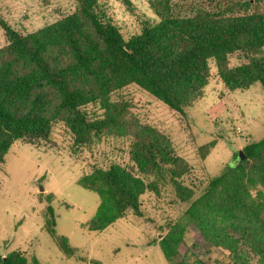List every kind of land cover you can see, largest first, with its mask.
I'll use <instances>...</instances> for the list:
<instances>
[{"label": "trees", "instance_id": "16d2710c", "mask_svg": "<svg viewBox=\"0 0 264 264\" xmlns=\"http://www.w3.org/2000/svg\"><path fill=\"white\" fill-rule=\"evenodd\" d=\"M73 1V13L31 33L21 34L0 21L5 37L0 48V166L13 142L47 141L60 123L73 147L90 145L104 135L131 137L130 154L138 173L170 176L180 200H191L193 193L177 181L184 171L180 159L154 129L129 117L125 106L110 97L135 85L184 115L208 83L210 60L229 91L256 83L264 90V58L254 56L264 48V11H249V0H243L219 9L193 3L179 10L185 11L181 14L172 0H147L158 21H144L139 32L124 38L97 0ZM235 53L248 61L229 66ZM89 104L99 105L101 118L88 117ZM242 153V159L236 155L235 164L207 181L183 217L198 230L203 247L228 252L233 264H249V251L264 264V137L247 143ZM77 183L99 196L89 224L93 231L105 229L128 211L139 215V196L154 187L116 165L93 167ZM46 210L44 228L53 236L52 207ZM183 232L178 223L160 239L167 264H188L190 253L178 252ZM56 243L64 255L73 254L65 237ZM2 257L0 264H41L16 250Z\"/></svg>", "mask_w": 264, "mask_h": 264}, {"label": "rangeland", "instance_id": "374dc122", "mask_svg": "<svg viewBox=\"0 0 264 264\" xmlns=\"http://www.w3.org/2000/svg\"><path fill=\"white\" fill-rule=\"evenodd\" d=\"M97 0L103 14L115 24L124 38L139 32L144 21L157 22L147 0ZM176 13L203 2L216 9L243 0H172ZM249 11H264V0H249ZM179 8V9H178ZM76 10L73 0H0V21L21 34L34 32ZM5 37L0 27V48ZM264 58V48L254 55ZM249 59V58H248ZM240 54L229 57V66L248 61ZM210 76L202 95L184 115L170 110L135 85L110 97L123 104L128 116L154 129L162 144L177 156L183 173L177 179L193 194L181 201L168 175L142 176L131 159V137L101 136L92 144L73 147L63 124L52 127L47 141L29 144L15 141L0 166V254L20 251L34 256L41 264H167L160 239L181 224L184 241L180 255L190 253L198 264H233L232 256L216 247H203L198 230L183 214L189 203L202 192L207 181L226 166L237 162V152L264 137V90L259 83L246 90L229 91L216 75L212 60ZM89 118H101L98 104L85 107ZM210 144H212L210 146ZM116 165L135 177L154 183L139 196V215L128 211L123 218L101 231L89 229L96 215L99 196L77 182L93 167ZM264 193V188L260 187ZM52 207L54 235L45 230ZM65 237L73 254L66 256L56 241ZM249 264H259L247 252ZM188 260V264H190ZM186 262V263H187Z\"/></svg>", "mask_w": 264, "mask_h": 264}, {"label": "water", "instance_id": "95a60500", "mask_svg": "<svg viewBox=\"0 0 264 264\" xmlns=\"http://www.w3.org/2000/svg\"><path fill=\"white\" fill-rule=\"evenodd\" d=\"M237 157H238L239 159H242V158L244 157V155H243V153H242L241 150L237 152ZM2 258L5 259L4 256H3Z\"/></svg>", "mask_w": 264, "mask_h": 264}]
</instances>
